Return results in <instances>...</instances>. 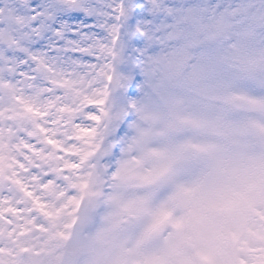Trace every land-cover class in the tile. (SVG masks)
Wrapping results in <instances>:
<instances>
[{"label":"snow or ice","instance_id":"obj_1","mask_svg":"<svg viewBox=\"0 0 264 264\" xmlns=\"http://www.w3.org/2000/svg\"><path fill=\"white\" fill-rule=\"evenodd\" d=\"M0 264H264V0H0Z\"/></svg>","mask_w":264,"mask_h":264}]
</instances>
